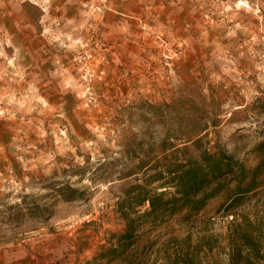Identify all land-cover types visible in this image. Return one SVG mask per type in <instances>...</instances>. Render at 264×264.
I'll return each instance as SVG.
<instances>
[{
	"label": "rangeland",
	"instance_id": "rangeland-1",
	"mask_svg": "<svg viewBox=\"0 0 264 264\" xmlns=\"http://www.w3.org/2000/svg\"><path fill=\"white\" fill-rule=\"evenodd\" d=\"M137 5L107 26V0H0V264H171L184 253L228 264L243 231L264 264V0ZM20 6L35 23L20 19L15 44L6 18ZM200 118L202 149L230 155L243 184L263 163L256 188L227 210L231 181L191 219L146 224L122 260H99L126 227V190L164 186L141 162L176 158L159 142L198 133Z\"/></svg>",
	"mask_w": 264,
	"mask_h": 264
},
{
	"label": "trees",
	"instance_id": "trees-1",
	"mask_svg": "<svg viewBox=\"0 0 264 264\" xmlns=\"http://www.w3.org/2000/svg\"><path fill=\"white\" fill-rule=\"evenodd\" d=\"M198 120H192L191 126L189 125L193 129L191 132H195L201 124L204 128L198 133L176 137L173 141L165 137L159 142V150L161 154H166L165 159L169 156L166 152L170 150L171 156L176 158L167 161L158 170H154L157 165L150 166V163L141 162L139 169L153 170L154 174L151 178L164 186L159 188L160 191L149 190L143 185H135L126 190L125 208H123L126 227L115 237L114 246L99 254V260H122L125 253L135 245L137 234L146 224H160L180 213H183L185 218L191 219L193 215L203 211L210 200L222 193L225 185L231 181L236 180L237 184L227 190L225 197L227 210L240 203L244 196L256 188V179L263 163L252 171L249 180L243 184L248 176L230 155L222 151L210 152L208 149H202L201 143L207 125L203 124L201 118ZM212 123L215 124V120ZM186 153L191 156L183 159L177 156ZM167 188L172 192H167ZM68 189L69 192H66L68 193L66 196L63 195V199L68 202L74 201L75 190ZM146 204L147 210L139 213L140 210L137 209L143 208ZM239 240L241 244L231 249L232 256L228 264H257V258H262L259 242L247 231L239 234ZM171 261V264H200L192 253L176 254Z\"/></svg>",
	"mask_w": 264,
	"mask_h": 264
},
{
	"label": "crops",
	"instance_id": "crops-1",
	"mask_svg": "<svg viewBox=\"0 0 264 264\" xmlns=\"http://www.w3.org/2000/svg\"><path fill=\"white\" fill-rule=\"evenodd\" d=\"M86 2V1H85ZM139 3H142V0H107V11L105 12V19L104 21L106 22L107 26H112L114 23L117 22L118 16H122V17H128L131 15V13L133 12V10H139L140 7L137 5ZM22 9H24V13H17V12H13L11 14V12H7L9 13V17L6 18V20H8L11 24V29H10V36L13 37V42H15V44L17 43V35H19L17 26H18V22L21 20L20 19H24L25 22L23 23V25L28 28L29 26H31L32 24L35 23V17L31 14V12L29 13V11L27 10V8L25 9L24 6H20ZM20 16V18H19Z\"/></svg>",
	"mask_w": 264,
	"mask_h": 264
},
{
	"label": "built area",
	"instance_id": "built-area-1",
	"mask_svg": "<svg viewBox=\"0 0 264 264\" xmlns=\"http://www.w3.org/2000/svg\"><path fill=\"white\" fill-rule=\"evenodd\" d=\"M82 98L88 104H93L96 101V98L94 97V95H93V93L91 91L90 77L86 78V84H85L84 90L82 92Z\"/></svg>",
	"mask_w": 264,
	"mask_h": 264
}]
</instances>
